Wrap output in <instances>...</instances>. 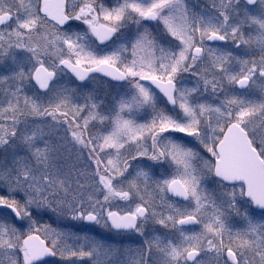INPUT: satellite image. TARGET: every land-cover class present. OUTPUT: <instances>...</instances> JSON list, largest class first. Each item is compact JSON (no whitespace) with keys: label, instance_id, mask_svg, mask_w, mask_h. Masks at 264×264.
<instances>
[{"label":"snow or ice","instance_id":"obj_1","mask_svg":"<svg viewBox=\"0 0 264 264\" xmlns=\"http://www.w3.org/2000/svg\"><path fill=\"white\" fill-rule=\"evenodd\" d=\"M0 264H264V0H0Z\"/></svg>","mask_w":264,"mask_h":264},{"label":"rangeland","instance_id":"obj_2","mask_svg":"<svg viewBox=\"0 0 264 264\" xmlns=\"http://www.w3.org/2000/svg\"><path fill=\"white\" fill-rule=\"evenodd\" d=\"M96 238H97V239H101V238H102V234H101V235H97ZM103 238L107 239L106 236H104ZM109 242H111V241H109ZM126 243H127V245H128L129 247H132V248H135V247L137 246V244L134 243V242H132V241H127Z\"/></svg>","mask_w":264,"mask_h":264}]
</instances>
